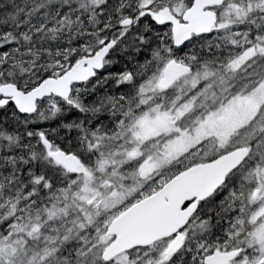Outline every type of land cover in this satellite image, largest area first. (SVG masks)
Returning <instances> with one entry per match:
<instances>
[{
  "label": "snow or ice",
  "instance_id": "obj_1",
  "mask_svg": "<svg viewBox=\"0 0 264 264\" xmlns=\"http://www.w3.org/2000/svg\"><path fill=\"white\" fill-rule=\"evenodd\" d=\"M0 264H264V0H0Z\"/></svg>",
  "mask_w": 264,
  "mask_h": 264
}]
</instances>
